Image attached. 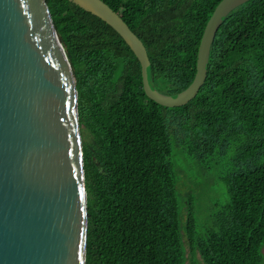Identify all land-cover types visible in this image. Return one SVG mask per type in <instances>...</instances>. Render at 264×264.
Segmentation results:
<instances>
[{
  "label": "trees",
  "instance_id": "trees-1",
  "mask_svg": "<svg viewBox=\"0 0 264 264\" xmlns=\"http://www.w3.org/2000/svg\"><path fill=\"white\" fill-rule=\"evenodd\" d=\"M104 1L144 42L152 87L170 95L186 89L221 0ZM45 2L78 91L86 264H186L184 237L205 264H263L264 0L223 19L205 83L176 107L146 95L141 63L112 26L71 0ZM177 151L221 169L226 201L203 233L193 196L183 217Z\"/></svg>",
  "mask_w": 264,
  "mask_h": 264
},
{
  "label": "water",
  "instance_id": "water-1",
  "mask_svg": "<svg viewBox=\"0 0 264 264\" xmlns=\"http://www.w3.org/2000/svg\"><path fill=\"white\" fill-rule=\"evenodd\" d=\"M112 26L142 67L146 95L187 104L205 83L223 19L249 0H221L206 24L192 83L152 87L142 39L104 0H71ZM88 207L78 91L45 0H0V264H86Z\"/></svg>",
  "mask_w": 264,
  "mask_h": 264
},
{
  "label": "rangeland",
  "instance_id": "rangeland-1",
  "mask_svg": "<svg viewBox=\"0 0 264 264\" xmlns=\"http://www.w3.org/2000/svg\"><path fill=\"white\" fill-rule=\"evenodd\" d=\"M172 160L177 163L180 176L179 189L184 204L183 217L187 214L188 196H193L200 233L205 232L207 228H214L215 214L219 206L225 203L227 196L224 183L220 179L221 169L207 170L198 162L185 157L181 151L175 152ZM184 242L186 264H205L199 249L193 248L186 237ZM262 253L264 255V248Z\"/></svg>",
  "mask_w": 264,
  "mask_h": 264
}]
</instances>
